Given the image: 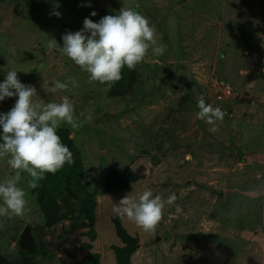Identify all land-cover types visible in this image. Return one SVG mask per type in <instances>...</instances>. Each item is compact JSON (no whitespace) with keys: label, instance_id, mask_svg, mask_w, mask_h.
<instances>
[{"label":"rangeland","instance_id":"obj_1","mask_svg":"<svg viewBox=\"0 0 264 264\" xmlns=\"http://www.w3.org/2000/svg\"><path fill=\"white\" fill-rule=\"evenodd\" d=\"M122 7L149 19L165 52L149 49L138 64L142 88L116 98L118 107H94L87 97L101 95L102 86L47 44L55 38L62 46V34L80 30L86 17L98 22ZM92 11L97 15L90 16ZM12 68L20 70L21 82L37 89L34 101L72 100L81 124L77 129L90 140L84 179L100 192L95 241L81 215L42 228L24 212L0 216V240L13 247L26 227H33L34 254L22 251L27 256L19 254L20 264H76L95 251L103 264H116L112 246L121 242L113 207L127 193L138 197L148 189L162 200L175 194L176 200L165 205L151 232L119 216L140 237L132 264H264V0H5L0 3V81ZM213 74L238 93L224 104L226 114L215 133L196 118L202 96L219 107L209 91ZM68 77L79 87L44 92L53 79ZM15 99L0 102V112L10 110ZM110 165L134 169L144 178L131 192L106 193L101 182ZM10 175L14 170L0 159V179ZM22 177L21 172L20 182ZM88 242L94 247L85 250Z\"/></svg>","mask_w":264,"mask_h":264},{"label":"clouds","instance_id":"obj_2","mask_svg":"<svg viewBox=\"0 0 264 264\" xmlns=\"http://www.w3.org/2000/svg\"><path fill=\"white\" fill-rule=\"evenodd\" d=\"M90 6V5H88ZM57 18L59 11L53 10ZM92 11L90 16H96ZM156 30L149 19L133 8L122 7L116 14L103 16L98 22L86 17L83 27L75 32L62 34V46L55 38L48 41L49 50H57L90 74V81L111 87L122 79V69L134 70L143 62L151 48L156 55H163L165 47L157 46ZM20 70L12 68L0 81V102L15 97L14 105L7 112H0V159L6 158L14 175L0 179V216L23 214L26 206L25 190L19 187L21 172L33 180H42L46 173L55 174L66 163L72 162L73 153L58 134L62 123L73 129L81 127L74 116V104L67 96L61 102L34 101L37 89L21 82ZM79 87L75 77L53 79L43 90L48 94ZM196 118L211 125L210 132H217L225 111L206 103L202 96L197 103ZM30 187H36L31 183ZM176 195L162 200L148 189L137 196L128 193L122 197L113 212L127 216L146 232L154 231L163 216L166 204H173Z\"/></svg>","mask_w":264,"mask_h":264},{"label":"trees","instance_id":"obj_3","mask_svg":"<svg viewBox=\"0 0 264 264\" xmlns=\"http://www.w3.org/2000/svg\"><path fill=\"white\" fill-rule=\"evenodd\" d=\"M4 1L0 0V3ZM85 74L87 80L90 81V74L88 72ZM90 82H96L99 86H102V93L99 96L89 95L87 97L90 101L89 104L94 107L99 104L105 109L118 107L121 101H117L116 98L131 95L134 90L142 88L143 85V80L139 76L138 65L134 70L124 67L122 69V79L111 87L98 81ZM94 96L98 98L96 99ZM81 131L62 123L58 134L63 143L68 145L72 151V162L70 164L66 163L55 174L46 173L45 178L42 180H33L27 172H22V181L18 186L23 188L26 193L25 215L32 218L40 228L53 227L62 221L71 219L75 215H81L87 219L86 227L89 228V234L92 240L95 241L97 238L94 230L97 222V196L100 192L98 191L99 189L90 190L89 185H91V182L84 179L88 175L85 158L88 152L86 147L90 140L86 139V134ZM74 133H76L75 136H73ZM77 134H80L83 138L82 145L78 143L80 136L78 137ZM143 178L144 175L134 169L127 168L119 171L116 167L110 165L106 178L101 182L102 189L106 193L113 190L131 192L134 184ZM31 183H35L36 187H30ZM113 222L121 242L120 245L112 246L115 251L116 264H132V256L140 243V237L128 231L121 217H115ZM19 240L20 238L17 239V248L13 247L10 242L0 240V264H20L19 254L22 256L24 254L21 252ZM93 247V244L89 242L83 244L85 250H90ZM24 256L27 255L25 254ZM76 264H103L102 255L97 251L88 253Z\"/></svg>","mask_w":264,"mask_h":264},{"label":"built area","instance_id":"obj_4","mask_svg":"<svg viewBox=\"0 0 264 264\" xmlns=\"http://www.w3.org/2000/svg\"><path fill=\"white\" fill-rule=\"evenodd\" d=\"M209 91L214 95V102L218 103L220 108L225 107L224 104L229 103L238 97V93L234 86L215 74L211 76Z\"/></svg>","mask_w":264,"mask_h":264},{"label":"water","instance_id":"obj_5","mask_svg":"<svg viewBox=\"0 0 264 264\" xmlns=\"http://www.w3.org/2000/svg\"><path fill=\"white\" fill-rule=\"evenodd\" d=\"M158 63L159 62H155L154 66H157ZM176 65L179 68L180 66H182V62H177ZM241 100L248 102V103L252 102L250 97H243L241 98ZM34 243H35V237L33 235V227L32 225H28L19 240V246H20L21 252L22 251L30 252V254H34L33 253Z\"/></svg>","mask_w":264,"mask_h":264}]
</instances>
